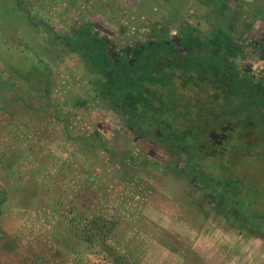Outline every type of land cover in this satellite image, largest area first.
I'll return each instance as SVG.
<instances>
[{"label":"trees","instance_id":"1","mask_svg":"<svg viewBox=\"0 0 264 264\" xmlns=\"http://www.w3.org/2000/svg\"><path fill=\"white\" fill-rule=\"evenodd\" d=\"M192 1L200 8L197 25L181 21L180 13L174 10L150 27L137 21L131 31L141 36L127 42L122 39L127 25L121 27L118 37L111 38L97 30L94 23L67 21L60 12L55 15L59 25L56 28L41 13L43 8L37 0H0V5L21 15L36 30L44 27L48 31L46 35L57 55L73 58V68L82 72L76 85L84 89L83 94L64 98L69 83L58 93L50 63L34 52L28 53L27 44V48L0 58V264H8L5 256L14 251L9 245L11 235L3 225L15 185H22L21 192L32 190L31 196L43 190L50 192L49 187L42 186L48 184L50 161L54 158L47 146L62 140L61 132L53 126L55 121L62 122L65 143L83 144L87 140V145H96L102 160L112 165V174L120 170L121 176L114 180L122 184L132 178L139 181L138 189L142 181L148 183L155 177L153 171H161L156 179L171 173L197 178L204 185L200 172L206 160L216 159L210 168H215L216 177L206 186L210 188L211 203L206 214L247 240L264 241V184L258 164L264 163V78H260L264 69L258 72L255 65L247 68L243 64L250 53H258L264 61V32L255 38L249 31L251 26H246L251 23H233L232 17L226 15L223 0ZM213 2L217 4L212 7ZM255 10L257 13H250L253 22L264 14L259 7ZM246 44L250 53H246ZM71 104L78 110L92 106L114 112L120 119L119 132L127 128V132L167 149L171 154L166 157L168 162L161 168L143 160L142 152L109 145L99 129L79 133L74 129L76 113L59 116ZM231 146L237 155L232 168H228L221 160L227 154L231 156ZM254 149L262 151L263 157L257 156L244 172L243 161L237 156L245 152L250 161ZM180 161H186L184 169ZM112 174L104 172L103 176L110 180ZM93 177L95 174H88L87 180L93 181ZM51 179L52 184L62 185L66 177ZM204 204L201 203L202 210H206ZM190 205L193 206L192 199ZM22 206L27 207L25 203ZM117 214L114 210L85 220L73 214V230L69 233L77 242L93 244L98 240L108 264H133L111 244V235L119 224ZM31 246L36 253L30 252L32 256L40 258L31 260L32 264H52L56 257L65 258V253L61 255L58 250L52 255L49 244ZM178 246L185 253L187 249L181 243ZM15 254L18 255L17 247Z\"/></svg>","mask_w":264,"mask_h":264},{"label":"rangeland","instance_id":"2","mask_svg":"<svg viewBox=\"0 0 264 264\" xmlns=\"http://www.w3.org/2000/svg\"><path fill=\"white\" fill-rule=\"evenodd\" d=\"M37 1V4L43 8L41 13L45 14L50 24L56 28H59V25L55 15L62 12L67 21L71 19L75 23L83 20L94 23L97 30L106 37L113 38L116 35L118 37L121 27L127 25L128 29L122 36L127 42L141 36L137 32H132L137 21H143L146 27H150L155 21L169 17V13L175 10L180 13L181 21L197 25L199 20L196 17L200 13V8L192 0L182 2L180 0ZM223 1L224 6L226 5V15L232 17L233 23H244V25L251 23L246 26H251L249 31L255 38L264 32V14L255 22L250 14L257 13L255 7L261 8L264 13V0ZM216 4L213 2L211 6ZM91 5H97L99 8H92ZM237 5L242 8L238 9ZM21 17L10 8L0 5V58L4 57L5 53L25 49L28 45L30 46L26 49L28 53L34 52L50 63L58 83V93L66 83H69L68 88L65 87L63 92L64 98L70 94L71 96L83 94L84 89L76 85L82 72L73 68L76 67L73 58L59 57L54 49V43L46 35L48 31L44 30V27L36 30L30 22L24 21ZM144 34L147 35L148 32ZM246 45V53H250V46ZM248 57L243 62L247 68L255 65L254 68L258 72L264 69V61L258 53H250ZM262 74L260 78H264V73ZM73 77H76V80ZM66 102L69 104L72 100ZM72 111L78 115L74 129L79 133L86 134L99 129L109 145L122 147L121 149L129 148L137 154L142 152L143 160L151 164L154 162L161 168L168 162L166 157L171 154L166 151L167 149L154 145L151 140L138 136L135 132H127V128L119 132L121 123L114 112L92 106L78 110L71 104L58 114L64 117L65 113L69 114ZM53 126L61 132L62 140H56L51 146H47L54 158L50 161L51 175L47 178L48 184L43 185L42 189L49 187L50 192L43 190L42 193L31 196L32 190L29 193L21 192L22 185H15L10 195L11 204L3 225L5 231L11 235L9 245L14 247V251H10L5 256L8 264H32L31 260H39L31 244L51 245L52 255H55L56 250L61 255L62 252L65 253V258H61L62 256L53 258L52 264H108L101 253L98 240L93 244L82 240L77 242L69 231L73 230L70 226L74 223L71 220L73 214H79L81 219L85 220L94 215L105 216L114 210L118 211L119 224L111 235V244L133 264H264V241L247 240L230 230L223 222L210 219L206 214L211 208L210 188L206 186L216 177L215 168L210 170L215 166L216 159L206 160V167L200 172L204 175L200 178L205 179L206 185L201 184L197 178L188 179L187 176L171 173L162 179H156L161 171H153V173V168H150L155 179L148 180V183L142 181L143 184L139 185L138 189L139 181L136 182L132 178L122 184L114 180L121 176L120 170L115 175L112 174L110 170L112 165L102 160L101 151L96 145L95 147L87 145V140L83 144L65 143L62 122L55 121ZM195 134L201 135L198 132ZM1 141L2 139L0 143ZM232 149L231 146L229 152L231 156L227 154L221 160L228 168H232L233 160L237 155ZM251 152L253 155L250 156V161L245 152L241 154L242 157L237 156L243 161L244 172L251 163L263 157L262 151L258 149ZM86 153H89L88 157L85 156ZM180 164L184 169L186 161H180ZM258 164L259 175L264 184V163L259 161ZM230 171L235 176L234 170ZM104 172L112 174L110 180L103 176ZM131 173L136 175L135 172ZM88 174H95L93 181L87 180ZM217 174H221L220 170ZM52 176L53 178L64 176L66 180L62 185L54 182L55 185L52 184ZM191 199L193 206L190 205ZM204 202L206 210L201 209V203ZM23 203L27 207L24 208ZM79 227L81 228V225ZM178 243L187 249L185 253ZM176 246L179 251H176ZM16 247L18 255L15 254ZM61 248L65 251H61ZM30 252L35 253V256Z\"/></svg>","mask_w":264,"mask_h":264}]
</instances>
